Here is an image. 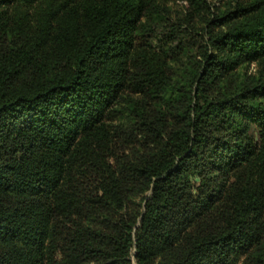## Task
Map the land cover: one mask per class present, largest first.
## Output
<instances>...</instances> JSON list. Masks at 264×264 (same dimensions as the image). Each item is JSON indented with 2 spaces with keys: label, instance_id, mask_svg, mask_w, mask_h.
Returning <instances> with one entry per match:
<instances>
[{
  "label": "trees",
  "instance_id": "1",
  "mask_svg": "<svg viewBox=\"0 0 264 264\" xmlns=\"http://www.w3.org/2000/svg\"><path fill=\"white\" fill-rule=\"evenodd\" d=\"M157 1L0 0V264H264V0Z\"/></svg>",
  "mask_w": 264,
  "mask_h": 264
},
{
  "label": "rangeland",
  "instance_id": "2",
  "mask_svg": "<svg viewBox=\"0 0 264 264\" xmlns=\"http://www.w3.org/2000/svg\"><path fill=\"white\" fill-rule=\"evenodd\" d=\"M207 1L211 5L218 6V7H220L224 3V0H207ZM157 3L160 4L161 7H165L166 9H169V10H174L175 8H177L174 5V3L166 2L165 0H158ZM151 42L154 46H158L159 39L152 38Z\"/></svg>",
  "mask_w": 264,
  "mask_h": 264
}]
</instances>
